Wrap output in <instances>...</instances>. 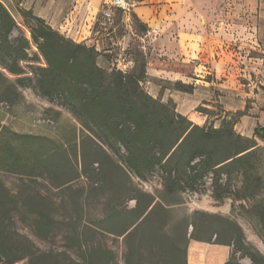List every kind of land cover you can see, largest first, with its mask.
<instances>
[{"label": "trees", "instance_id": "trees-1", "mask_svg": "<svg viewBox=\"0 0 264 264\" xmlns=\"http://www.w3.org/2000/svg\"><path fill=\"white\" fill-rule=\"evenodd\" d=\"M23 14L30 21V39L20 37L11 42L9 35L17 23L0 3L1 70L21 78L25 73L20 63L35 64V90L47 99L62 98L82 130L79 141L69 143L75 149V163L67 156L65 144L49 147L43 138L0 127V172L21 182H58L56 189H64L61 191L69 190L74 179H85L90 187L84 193L82 190L76 201L80 212L83 200L107 191L116 197L125 193L124 202L110 204L100 217L84 225L92 234L122 237L126 245L124 264H186L190 240L232 246L234 251L223 264H240L237 253L251 264H264L263 255L245 242L241 228L232 220L195 211L175 225L171 217L172 207L179 204L186 186L192 191L198 180L212 171L214 187L230 190L228 180L220 184L219 177H228L234 169L240 171V166L261 149L254 138L234 131L236 118L227 114L217 128L213 124L194 125L176 111L171 100L163 103L143 90L141 83L147 79L143 57L139 61L124 54L133 64L132 71L101 68L95 47L74 42L30 12ZM116 14L123 16L113 11L112 24ZM143 29L146 31L145 26ZM32 45L37 49L33 58L27 53ZM6 80L0 71V83ZM8 85L16 92L14 84ZM174 86L179 91L187 88L181 83ZM198 111L207 112L201 107ZM243 114L238 112L236 117ZM254 134L261 135L258 129ZM66 164L74 167L75 178L60 183ZM127 171L141 181L157 174L161 195L143 191ZM22 196L23 192L13 193L0 179V264H110L107 255L111 252L83 245L79 222L56 221L41 195L36 201L27 198L19 206ZM129 200L134 201L132 209L125 205ZM19 209L32 217L27 226L35 238L53 239L54 229L64 224L63 238L74 241V245L59 252L39 249L29 236L18 231L13 213ZM202 226L208 237L196 236ZM72 248L81 255L74 258Z\"/></svg>", "mask_w": 264, "mask_h": 264}, {"label": "rangeland", "instance_id": "rangeland-1", "mask_svg": "<svg viewBox=\"0 0 264 264\" xmlns=\"http://www.w3.org/2000/svg\"><path fill=\"white\" fill-rule=\"evenodd\" d=\"M219 2L221 8L243 10L256 8V15L248 18H252L253 23L256 18L257 24L261 23L264 25V0H220ZM0 3L4 5L17 23L9 35L11 42L20 37L30 39L28 28L30 21L23 13L30 12L33 14L30 8L31 0H0ZM64 12H62V16ZM89 15L93 16L90 20L93 32L91 38H95L98 41L100 56L97 59V64L101 68L111 69L115 67L116 60L125 53L132 56L133 60L135 58L146 59V51L142 49L143 44L145 45V40L144 42L141 40V38L144 39L143 33L146 31L134 15L130 16L127 21L124 16L116 14L113 24L107 26L101 24L102 19L99 12ZM234 19L238 20L239 18L236 17ZM94 33H97V35L93 36ZM107 34L108 36H106ZM259 37L264 40V33L262 32ZM259 37H257V40H259ZM113 42L114 45H112ZM118 43H125V45ZM262 49L264 52V48ZM27 53L29 57H35L37 54L36 47L30 46L27 49ZM253 55L263 56V54L256 51L253 52ZM20 66L25 73L21 78L10 77L0 68V71L7 79L5 82L0 83V127L9 129L10 132L19 135H32L43 138L49 147H56L57 143L65 144L67 156L76 163L75 149L69 143L74 139L79 141L81 126L68 112L62 98L47 99L41 97L35 90V78L37 76V66L35 64L21 62ZM128 71H132V68ZM146 82L145 80L141 83L143 90L151 97L162 101L161 97L156 96L153 86ZM9 83L15 85L16 92L9 88ZM3 86L8 88H3ZM154 86L176 89L174 85L169 83H159ZM160 94L162 95V92ZM164 98L165 101H162L163 103L171 100ZM171 101L173 102V100ZM174 106L177 109L175 103ZM236 113L238 112L233 113L229 117L234 116L237 120L239 117H236ZM242 113H246V111ZM77 161L80 162L79 152L77 153ZM198 161L196 160L194 163H198ZM240 167V171L239 169H234L228 177L225 174L219 177L220 184L228 180L230 190L214 187L213 179L215 176H213L212 171L204 174L192 191L189 190V186H186L187 188L181 192V198L177 200L179 204L172 207V222L176 225L195 211L228 218L239 225L244 234L245 242L264 257V147L261 146V149ZM63 168L64 177L60 180V183L73 180L75 178L74 167L66 164ZM128 175L133 183L137 184L146 193L155 197L161 195L160 180L157 174H153L145 181L137 179L129 172ZM0 179L13 193L23 192L22 199L18 200L19 206L27 198L30 201H36L35 197L41 195L46 200V205L49 206L48 210L56 221L62 223L79 222L80 237L83 245H86V247H100L103 253L111 252L110 255H107V257H110V264H124L126 245L122 237L92 234L84 225L96 220V217H100L110 204L124 202L125 193L116 197L107 191L102 192V195H97L95 199L83 200L84 208L80 212L75 204L82 190L83 193L89 190L90 185L85 179H74L70 183V189H67V191L56 189L58 182H46L40 179L35 180L36 182H21L16 176L6 172H0ZM170 202L172 204L176 203L174 200H170ZM125 203L128 209L134 207L133 200ZM13 214L18 231L29 236L39 249L59 252L64 250L67 245H74V241H66L63 238L66 228L64 224L54 229L53 239L40 241L32 235L27 226L32 217L24 210ZM202 220L205 221L206 219L202 218ZM208 234L209 232L203 226L196 232V236L199 238L208 237ZM223 238L224 236H222ZM72 249L75 255H73L74 258L81 255L77 248ZM233 251L232 246L190 240L187 248L186 264H223ZM213 255H216L218 259L212 262L209 259ZM236 258H238L240 264H245L246 260L250 263L246 257H240L239 253L236 254ZM17 264H23V262Z\"/></svg>", "mask_w": 264, "mask_h": 264}, {"label": "crops", "instance_id": "crops-1", "mask_svg": "<svg viewBox=\"0 0 264 264\" xmlns=\"http://www.w3.org/2000/svg\"><path fill=\"white\" fill-rule=\"evenodd\" d=\"M109 1L31 0L30 8L52 29L99 51L98 41L91 38L89 14H100ZM219 1L137 0L130 16L147 28L141 38L146 83L162 101L173 100L177 112L194 125L219 127L227 114L246 111L234 129L264 147V40L259 37L264 25L248 18L256 15V8H221ZM254 51L263 56L253 55ZM159 83H181L187 88L154 86ZM199 107L207 112H199Z\"/></svg>", "mask_w": 264, "mask_h": 264}, {"label": "built area", "instance_id": "built-area-1", "mask_svg": "<svg viewBox=\"0 0 264 264\" xmlns=\"http://www.w3.org/2000/svg\"><path fill=\"white\" fill-rule=\"evenodd\" d=\"M138 7L137 0H110L105 3L101 8V19L102 25H110L113 20V11H119L128 21L130 14ZM69 16H67L68 18ZM132 67V62L128 59L126 55L121 56L116 60L115 68L126 72Z\"/></svg>", "mask_w": 264, "mask_h": 264}, {"label": "bare ground", "instance_id": "bare-ground-1", "mask_svg": "<svg viewBox=\"0 0 264 264\" xmlns=\"http://www.w3.org/2000/svg\"><path fill=\"white\" fill-rule=\"evenodd\" d=\"M217 259L218 258L216 257V255H213V256L210 257L209 260L213 262L214 260H217ZM245 262H246L245 264H250L247 260Z\"/></svg>", "mask_w": 264, "mask_h": 264}]
</instances>
